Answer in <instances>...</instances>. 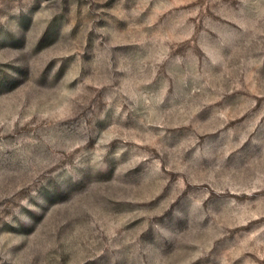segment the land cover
Instances as JSON below:
<instances>
[{
    "label": "rangeland",
    "instance_id": "rangeland-1",
    "mask_svg": "<svg viewBox=\"0 0 264 264\" xmlns=\"http://www.w3.org/2000/svg\"><path fill=\"white\" fill-rule=\"evenodd\" d=\"M0 264H264V0H0Z\"/></svg>",
    "mask_w": 264,
    "mask_h": 264
}]
</instances>
